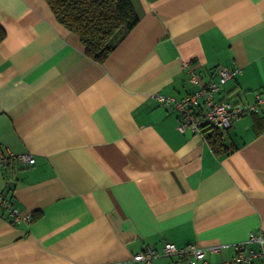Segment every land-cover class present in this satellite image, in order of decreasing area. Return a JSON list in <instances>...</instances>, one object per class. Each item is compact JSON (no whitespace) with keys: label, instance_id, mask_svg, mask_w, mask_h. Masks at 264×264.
I'll return each instance as SVG.
<instances>
[{"label":"crops","instance_id":"0c3cea01","mask_svg":"<svg viewBox=\"0 0 264 264\" xmlns=\"http://www.w3.org/2000/svg\"><path fill=\"white\" fill-rule=\"evenodd\" d=\"M129 1L136 24L98 62L46 0H0V151L34 157L0 166V194L32 215L0 207V264H175L166 241L216 262L264 233V107L221 129L217 154L153 96L264 94V0Z\"/></svg>","mask_w":264,"mask_h":264},{"label":"built area","instance_id":"2783aa9c","mask_svg":"<svg viewBox=\"0 0 264 264\" xmlns=\"http://www.w3.org/2000/svg\"><path fill=\"white\" fill-rule=\"evenodd\" d=\"M187 64H184V67ZM240 72L239 68L222 67L219 74L222 79H228ZM193 83L198 82L196 75L191 76ZM218 84L214 81L202 84L199 89L182 97L156 92L153 94L155 100L167 106L173 107L179 114L180 121L178 129L184 131L190 128L194 132L201 133L204 125H210L219 129H226L232 126L235 119L249 114L258 112L264 107V94L257 93L255 99L248 103H236L226 99H214L213 94L217 91ZM10 161H17L23 165L34 162V157L31 153L14 154L12 152L0 151V166L7 164ZM0 207L8 211L10 220L15 222L27 221L30 222L32 215L28 211H23L13 204L11 199H6L4 194H0ZM256 242L262 246V249L255 251L253 249H245L246 243ZM211 251H217L219 245H211ZM235 253L228 259L209 262L205 258L206 249L195 243L187 244L183 247H178L174 243L166 241L162 247L161 254L172 256L175 258V264H242L251 262L254 259H264V233L262 231L250 232L246 241L236 243ZM159 252L147 247L144 251L133 256V260L149 263L152 257L157 256Z\"/></svg>","mask_w":264,"mask_h":264},{"label":"trees","instance_id":"16d2710c","mask_svg":"<svg viewBox=\"0 0 264 264\" xmlns=\"http://www.w3.org/2000/svg\"><path fill=\"white\" fill-rule=\"evenodd\" d=\"M56 19L75 32L85 54L102 62L138 18L129 0H46ZM5 31L0 26V41ZM227 129V128H226ZM204 139L217 154L227 153L230 147L223 142L221 129L204 125Z\"/></svg>","mask_w":264,"mask_h":264}]
</instances>
